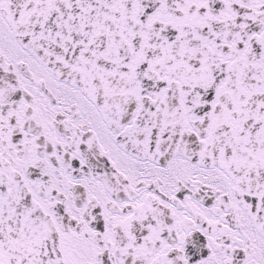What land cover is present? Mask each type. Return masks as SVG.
Instances as JSON below:
<instances>
[{
	"label": "snow or ice",
	"instance_id": "obj_1",
	"mask_svg": "<svg viewBox=\"0 0 264 264\" xmlns=\"http://www.w3.org/2000/svg\"><path fill=\"white\" fill-rule=\"evenodd\" d=\"M0 264H264V0H0Z\"/></svg>",
	"mask_w": 264,
	"mask_h": 264
}]
</instances>
